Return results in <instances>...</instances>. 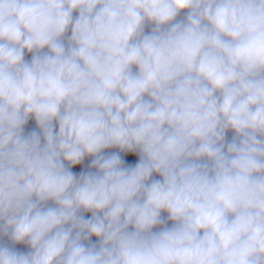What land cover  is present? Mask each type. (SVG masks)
I'll return each instance as SVG.
<instances>
[{
  "label": "clouds",
  "instance_id": "9594fccd",
  "mask_svg": "<svg viewBox=\"0 0 264 264\" xmlns=\"http://www.w3.org/2000/svg\"><path fill=\"white\" fill-rule=\"evenodd\" d=\"M0 264H264V0H0Z\"/></svg>",
  "mask_w": 264,
  "mask_h": 264
},
{
  "label": "trees",
  "instance_id": "16d2710c",
  "mask_svg": "<svg viewBox=\"0 0 264 264\" xmlns=\"http://www.w3.org/2000/svg\"><path fill=\"white\" fill-rule=\"evenodd\" d=\"M74 15H76V14L74 13ZM69 34H70V33H69ZM33 129H35V130L38 131V129L36 128L35 122H34L33 120H30L29 123H28V125H26V131H31V130H33ZM231 135H232V133L229 132V133H228V136L231 137ZM79 169H80V166H77V167H75L73 170H74V171H78ZM169 224H170V222H169ZM5 239H6V238H5Z\"/></svg>",
  "mask_w": 264,
  "mask_h": 264
},
{
  "label": "built area",
  "instance_id": "2783aa9c",
  "mask_svg": "<svg viewBox=\"0 0 264 264\" xmlns=\"http://www.w3.org/2000/svg\"><path fill=\"white\" fill-rule=\"evenodd\" d=\"M147 30H150V28H146V31ZM90 159L91 158H87L86 157L84 164L80 166V169L77 172H79L82 167L86 169L87 164L90 162ZM14 246L17 247L18 249L22 250V251H27L28 250L26 245H14Z\"/></svg>",
  "mask_w": 264,
  "mask_h": 264
},
{
  "label": "crops",
  "instance_id": "0c3cea01",
  "mask_svg": "<svg viewBox=\"0 0 264 264\" xmlns=\"http://www.w3.org/2000/svg\"><path fill=\"white\" fill-rule=\"evenodd\" d=\"M156 178H159V177H156ZM88 215H90V214H88ZM171 223V222H170ZM93 239H95V238H93Z\"/></svg>",
  "mask_w": 264,
  "mask_h": 264
}]
</instances>
